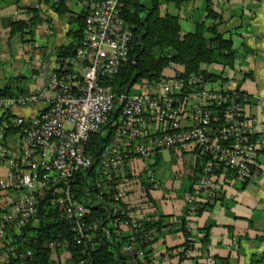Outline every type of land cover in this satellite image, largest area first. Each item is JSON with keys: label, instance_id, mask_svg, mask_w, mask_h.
<instances>
[{"label": "built area", "instance_id": "1", "mask_svg": "<svg viewBox=\"0 0 264 264\" xmlns=\"http://www.w3.org/2000/svg\"><path fill=\"white\" fill-rule=\"evenodd\" d=\"M50 1L58 5L64 0ZM77 1L85 14L84 36L74 57L65 62L68 71L45 73L43 92L0 99V167L7 169L0 176V264L32 260L34 251L23 232L36 223L41 198L46 195L62 210L82 254L90 256L98 246L99 224L89 222L91 210L73 190L79 174L96 163L95 191L120 203L125 191L116 182L119 173L130 171L138 176L144 170L149 182L160 186L155 172L142 167L145 161L164 151L183 150L206 159L187 197L188 257L197 240L193 221L199 203L218 201L224 195L216 174L228 171L247 185L256 182L252 168L260 124L246 114L251 99L205 74L182 77L181 70L157 83H139L133 95L118 96L105 82L130 61L134 33L122 15L123 0ZM42 100L50 106L36 115L16 113ZM117 105L122 108L114 118ZM112 116L111 142L96 157L89 152L92 137L99 136ZM13 139L15 145L10 146ZM113 212L114 227L129 235L124 253L133 255L135 249L138 260L145 263V252L138 247L154 242L156 232L146 231L131 208H114ZM232 245L238 248V241ZM69 246L62 236L51 242L50 264H68Z\"/></svg>", "mask_w": 264, "mask_h": 264}, {"label": "crops", "instance_id": "2", "mask_svg": "<svg viewBox=\"0 0 264 264\" xmlns=\"http://www.w3.org/2000/svg\"><path fill=\"white\" fill-rule=\"evenodd\" d=\"M20 1V5L35 10L28 11L0 0V89L12 85L24 90L21 94L40 93L45 87L44 74L61 71L62 64H65L66 61L61 63L58 60V49L74 42V32L79 25L76 18L83 13V8L77 0H66L60 8L54 7L50 0ZM208 3L221 17L219 31L225 38L232 39L236 52L234 68H228L227 77L222 76L219 83L247 94L251 100L246 114L260 124L255 138L258 150L252 168L256 182L247 185L228 171L216 174L215 180L224 195L218 201L199 203L193 221L197 240L182 262L177 255L184 249L186 241L181 222L187 208L188 187L198 180L197 177L188 179L195 175L193 170L198 156L187 150L172 152L182 154L185 164L181 168L182 174L178 169L174 176L177 180L169 181L164 189L162 182L158 187L153 186L150 204L142 201L138 184L134 183L140 180L139 175L123 171L116 182L123 185L125 195L130 194L124 204L132 209L138 220L167 216L166 222L171 226L163 230L162 237L152 246L151 256L155 263L264 264V0H191L181 8L164 5L162 13L178 15L182 33H193L198 24L213 23L207 18ZM34 15L41 22L32 27V32L26 29L23 35L12 31V24L20 21L28 24ZM210 67L208 71L214 73V65ZM166 70L165 77H170L182 69ZM224 70L222 68V72ZM49 106L47 100H42L35 107L20 109L16 113L31 117ZM9 145H15V140H10ZM154 158L156 156L146 160L142 167L152 164L149 161ZM6 170L5 166L0 167L1 177L5 176ZM128 176L133 178L126 179ZM122 233L127 234L125 230ZM234 240L238 241V248L233 247Z\"/></svg>", "mask_w": 264, "mask_h": 264}, {"label": "trees", "instance_id": "3", "mask_svg": "<svg viewBox=\"0 0 264 264\" xmlns=\"http://www.w3.org/2000/svg\"><path fill=\"white\" fill-rule=\"evenodd\" d=\"M4 1L18 5L22 9L28 11L35 10L31 6L25 7L20 5V0ZM65 1L66 0L62 1L58 5H52L54 7L59 6L60 8ZM190 1L191 0H123L124 6L122 8V15L130 24L134 33L130 61L115 77L105 82V84L112 86L114 92L118 96L124 94L125 89L127 90L126 93L129 94L130 89L135 84H139L143 81H149L150 83L160 82L165 78L164 71L171 66L182 69V72L179 73L182 77H189L192 74L200 73L205 74L208 79L213 81H219L223 79V77L209 72L207 66L218 65L223 69L234 68L236 52L233 41L232 39L225 38L224 33L219 31L222 19L210 8L209 3L207 6V18L212 19L213 23L208 24L203 22L198 24L193 33H182L178 15H173L168 12L162 13L164 5H172L175 8H181ZM37 18V15H34L33 19H31L28 24L24 21L12 24V31L22 32L23 35L26 29L32 32V27L41 22L40 19L37 20ZM76 21L79 25L78 29L74 32V42L58 49V60L61 63L74 57L79 43L83 39L85 28L84 12L76 18ZM62 65L61 71L57 72L68 71L65 64ZM132 80H134V84H131ZM23 92L24 90H21L19 87L15 88L12 85H7L0 89V99L17 97ZM242 93L244 94V92ZM118 107L119 105H117L116 108ZM112 119L113 116L110 121ZM112 135L113 128L111 127L104 133L101 143L98 135L93 136L89 152L96 157L99 156L101 150L103 151L104 148L110 144ZM159 158L160 154L156 155L155 163L153 165L148 164L147 166L151 168L157 165ZM205 162L206 159L204 156L198 158L193 170L195 175L190 176L188 178L189 181L196 177L199 178ZM96 168L97 164L95 163L91 170L79 174L74 181L73 189L77 197L91 210L88 218L89 222H97L99 224L97 237L98 246L96 251L90 256H84L82 254V248L73 241V234L62 210L59 207H55L46 195L44 198H41L39 213L35 219V221L37 220L36 223L30 224V229L23 232V235L30 239V243H27V246L34 251L32 260L28 261L26 264H50L52 253L49 244L58 239L59 236H62L70 242L69 251L71 252L72 258L69 260L68 264H80L82 260H85L84 264H151L153 261L151 256L153 244L162 237L163 230L171 226L166 222L167 216H159L158 218L142 220L140 222L146 231L156 232L154 242L150 244H141L138 247L139 250L142 249L145 252V263H141L137 257L131 254L124 253L123 249L129 241V235L128 233L124 234L119 232V229L114 227L116 216L113 210L119 207L126 208L127 205L122 201L116 203L107 196H99L97 194L93 186L97 177ZM138 177L141 181L138 179L134 183L138 184V191L140 193L142 191L146 194V197L141 195V199L145 203H150L152 201V195L150 193L151 188L153 186H158L149 182L144 170L140 172ZM128 178L130 179L133 177L128 176ZM193 186L194 185L191 184L188 187L189 194ZM99 203H105L110 207L112 215L106 207L101 206L96 210L91 208ZM184 214L185 216L181 222V231L186 241L183 245L184 251L178 254L180 262L186 258V253L190 248V244L187 241L190 234L186 229L187 208ZM33 238H36V243H34ZM206 239L207 238H205V240Z\"/></svg>", "mask_w": 264, "mask_h": 264}, {"label": "rangeland", "instance_id": "4", "mask_svg": "<svg viewBox=\"0 0 264 264\" xmlns=\"http://www.w3.org/2000/svg\"><path fill=\"white\" fill-rule=\"evenodd\" d=\"M211 22H213V20H210ZM211 65L207 66V69L210 71ZM215 74L221 75L223 77H227L229 69L226 68L223 72H222V68L219 66H215L214 65V71ZM168 71H165V74H167ZM27 82L22 83L23 85H25ZM139 89V85L135 84L129 91V95H133L135 94ZM178 153V152H177ZM180 154H174L172 152L169 151H164L161 153V157L158 159V164L151 167V169L155 172V176H156V180H159L160 183L162 182V188L164 189L165 186H167V184L170 182H174L177 180L176 176L177 175V170L179 169V171H181V168L184 167V160L182 158V154L181 156H179ZM156 158L151 159L149 162L154 164L155 163ZM175 174V175H174ZM181 176H179L178 178H180ZM129 179V178H128ZM131 179V178H130ZM175 179V180H174ZM178 183V182H177ZM162 189V190H163ZM141 195H143V197H146V194L143 193L141 191L140 193ZM129 195L127 194L125 195V199L124 202H127L129 199ZM151 203V202H150ZM141 259V258H139Z\"/></svg>", "mask_w": 264, "mask_h": 264}, {"label": "water", "instance_id": "5", "mask_svg": "<svg viewBox=\"0 0 264 264\" xmlns=\"http://www.w3.org/2000/svg\"><path fill=\"white\" fill-rule=\"evenodd\" d=\"M131 84H134V80H132ZM126 92H127V90L125 89V90H124V95L127 94ZM121 108H122V106H119L118 108H116V110L114 111V118L117 117V115H118V113L120 112ZM113 122H114V120H112L111 122H109V123H108L107 125H105V126L101 129V131L99 132V138H100L99 141H100V142L102 141L103 133H104L105 131H107V130L112 126ZM101 206H102V207H106V208L109 210L110 214L112 215V210H111V208L108 207L105 203H99V204H96V205L92 206L91 208H92L93 210H96L98 207H101ZM132 254H133L134 257H136V250H135V249L132 251Z\"/></svg>", "mask_w": 264, "mask_h": 264}]
</instances>
